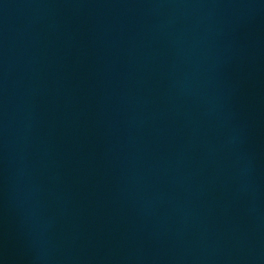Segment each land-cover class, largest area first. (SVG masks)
Segmentation results:
<instances>
[{
  "label": "water",
  "instance_id": "water-1",
  "mask_svg": "<svg viewBox=\"0 0 264 264\" xmlns=\"http://www.w3.org/2000/svg\"><path fill=\"white\" fill-rule=\"evenodd\" d=\"M0 264H264V0H0Z\"/></svg>",
  "mask_w": 264,
  "mask_h": 264
}]
</instances>
